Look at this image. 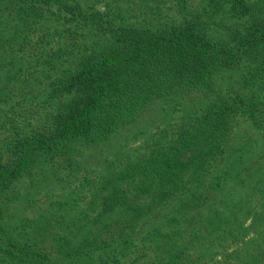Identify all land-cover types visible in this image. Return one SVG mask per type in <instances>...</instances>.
Returning a JSON list of instances; mask_svg holds the SVG:
<instances>
[{"label":"rangeland","instance_id":"rangeland-1","mask_svg":"<svg viewBox=\"0 0 264 264\" xmlns=\"http://www.w3.org/2000/svg\"><path fill=\"white\" fill-rule=\"evenodd\" d=\"M66 1L131 27L155 29L167 21L195 19L210 40L227 48L233 64L213 70L209 94L135 105L105 135L41 162L2 193L0 264H29L30 257L46 264H213L236 250L244 256L264 251L263 239L251 241L256 229L264 227V78L256 73L264 57L246 45L250 27L264 17V0H248L245 15L234 14L228 5L213 11L207 0ZM8 2L0 0L4 166L14 160V148L22 140L50 134L80 106V95L63 93L57 81L107 42L91 22L55 18L54 11L31 10L27 4L26 13L18 12L8 9ZM220 98L251 103L262 120L255 124L238 115L232 122L225 152L211 162L210 192L215 197L201 207L202 222L196 225L177 200L158 195L184 182L198 195L204 190L192 181L201 172L180 159L171 175L176 184L171 185L159 181L154 159L176 151L180 136L193 132ZM10 247L21 261L9 256ZM256 260L264 264V257Z\"/></svg>","mask_w":264,"mask_h":264},{"label":"trees","instance_id":"trees-1","mask_svg":"<svg viewBox=\"0 0 264 264\" xmlns=\"http://www.w3.org/2000/svg\"><path fill=\"white\" fill-rule=\"evenodd\" d=\"M26 4L31 10H46L51 14L54 11L55 18L60 15L75 23L91 22L107 36V42L57 81V87L63 93L80 95V106L59 120L50 134H34L16 145V156L11 164L4 166L0 161V196L41 162L70 147L86 144L99 134L105 135L106 129L124 122L127 115L133 113L135 105L141 107L160 97L209 94L214 90L213 70L233 64L227 48L210 40L195 19L167 21L152 29L118 25L102 14L86 13L66 0H9L8 9L14 7L18 12L26 13ZM223 5H228L237 15L249 11L248 0H207L206 6L218 11ZM246 45L255 55L264 57V17L250 27ZM256 68L257 77L263 79L264 63ZM251 105L234 99L215 100L211 109L201 116L196 129L180 136L176 151L158 153L154 159L159 165V181L164 179L171 185L176 184L171 175L174 163L180 159L197 173L201 172L192 181L204 190L198 195L191 193L187 188L189 183L185 182L183 187H167L158 195L177 200L182 213L196 225L202 222L201 207L214 196L209 183V175L215 166L211 162L218 161L225 152L232 122L238 115L255 124L262 120ZM2 219L0 205V227ZM204 232L199 235L200 245L204 244ZM263 234L264 227L256 229L251 241L256 238L264 241ZM7 253L18 261L23 258L13 247ZM258 256L264 257V251L259 248L247 256L236 250L213 264H258ZM28 261L29 264H46L44 259L35 257Z\"/></svg>","mask_w":264,"mask_h":264}]
</instances>
